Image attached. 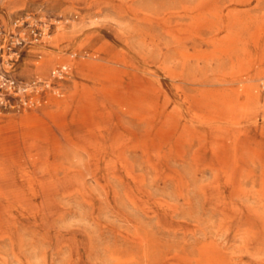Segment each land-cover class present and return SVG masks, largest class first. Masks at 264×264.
<instances>
[{"label": "rangeland", "instance_id": "obj_1", "mask_svg": "<svg viewBox=\"0 0 264 264\" xmlns=\"http://www.w3.org/2000/svg\"><path fill=\"white\" fill-rule=\"evenodd\" d=\"M200 1L246 19L264 81V0H0V264H176L203 245L262 264L264 90L225 131L193 125L179 96L230 86L232 61L212 59L225 31L194 41L234 17L200 27Z\"/></svg>", "mask_w": 264, "mask_h": 264}, {"label": "bare ground", "instance_id": "obj_2", "mask_svg": "<svg viewBox=\"0 0 264 264\" xmlns=\"http://www.w3.org/2000/svg\"><path fill=\"white\" fill-rule=\"evenodd\" d=\"M208 5H209V2L200 1V2H198L197 7L192 9V12L198 13V18L196 19V24L199 25L198 24V21H199L200 27H203L205 29L208 28L207 30H210L212 27L211 21H205V24H202L200 21L202 19V17L203 18L205 17L204 14L210 15V16H219L221 18V20H223V16H224L223 13H224V10L227 9V7H225V8L220 7V9L217 10L215 6H214V8H208L209 7ZM186 11L189 12L190 9H186ZM232 13L233 12L231 10H227L224 17H229V15H230V17H232V15H231ZM233 17H234V19H232L226 26L224 25L223 28L221 26L215 30L211 29L212 31H214L213 32V38L207 39L205 41L202 40L203 42H201L200 40L194 41V42H198L195 44V46H197V44L200 45L201 43L216 44L219 41L217 39L218 36L222 32L225 31V35L219 41V42H221L219 44H222L221 45L222 48H221V50L218 49V53L216 52L217 50L215 51V53H217V55H213L212 59L219 61L223 58H227L228 60L232 61L230 71L228 73L223 72L221 74L220 78L218 79L219 81L221 80L223 82H228L230 84V86L226 87L224 89V91L222 90V91L213 92L211 90H202L199 94H197L195 96L194 95L186 96L181 91V94L179 96L182 98V102L185 105H187V109L191 113L190 114V122L193 123V125L195 124V126H208L209 128L214 127V130L216 128V129H219L220 131H225V130H228V128L230 129L233 127L236 129V128L240 127L241 124L249 116V113H250L249 112V106H250L249 100H250L251 96L254 99L253 105H254V103H256V105H257L260 102L261 92H263V90H264V81H261L260 79H258L259 83H256V79L258 76L254 72V71H256V69H249L246 67V65H247L246 61H247V58L250 54V50H249L250 45L247 43L248 41L244 38V36H245L246 27H247L248 23L245 22L246 19L245 20L242 19L241 16L238 14L234 15ZM216 19H218V18L216 17ZM221 20H220V22L222 24L223 21H221ZM234 27H238V29L234 30ZM262 33L263 32H261V36L257 38L258 40L256 42L254 41V45H256L257 47L259 46L260 39L263 36ZM172 36L174 37V40L176 42H179V44H181V41H183L182 40L183 38L181 39L179 34L172 33ZM56 39H57V37H56ZM57 41H58V39H57ZM205 57H207V56H205ZM205 57L204 56L202 57L200 52L197 51L194 55H187V54L183 55V60L196 59L197 61H199ZM164 70L167 71V69H164ZM167 73H169L171 76L174 75V78L176 80H179V82H181V83L183 82L182 76H181L182 74H178V73L175 74V72H173L172 70L167 71ZM254 90H255V92H253ZM235 137H236V135H235ZM236 147H238V146L236 145ZM227 150H228V147H227ZM146 152H147V150H146ZM221 153L222 154L219 155L216 159L217 160L216 161L217 162V168H216L217 171L216 172H217V174L224 175L225 178L227 179L225 181H227V183L232 185V184H234L233 182L235 181V178L239 172L240 165L237 162V159H236L237 157L235 159L234 158L231 159L230 157H228L225 154V152L223 150H221ZM57 156H59V155H57ZM151 156H153V155H151ZM67 174H68V172H67ZM262 175L264 177V173ZM3 182H5V181H3ZM235 183H236V181H235ZM263 186H264V181H263V185H262V190H260V191H264ZM244 190H243V193H244ZM238 193H240V192H238ZM136 195H138V194H136ZM130 198H131V196H130ZM52 218H54V217H52ZM29 221H31V220H29ZM38 222H39V220H38ZM250 232H251V236L256 235L251 229H250ZM263 235H264V224H263ZM252 238H254V237H252ZM263 242H264V237H263ZM263 250H264V248H263ZM263 255H264V252H263ZM117 261L119 262L120 260H117ZM261 262H262V264H264V256H263V259L261 260ZM176 264H232V263H231L230 259L225 258L222 254L218 253L211 246L203 245L202 248L199 249V256H197L196 258L177 257Z\"/></svg>", "mask_w": 264, "mask_h": 264}]
</instances>
